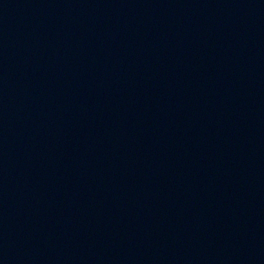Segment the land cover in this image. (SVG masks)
<instances>
[{
	"label": "water",
	"instance_id": "obj_1",
	"mask_svg": "<svg viewBox=\"0 0 264 264\" xmlns=\"http://www.w3.org/2000/svg\"><path fill=\"white\" fill-rule=\"evenodd\" d=\"M0 264H264V0H0Z\"/></svg>",
	"mask_w": 264,
	"mask_h": 264
}]
</instances>
